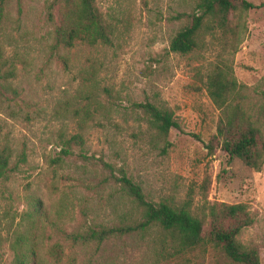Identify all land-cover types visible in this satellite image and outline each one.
<instances>
[{
    "label": "rangeland",
    "instance_id": "rangeland-1",
    "mask_svg": "<svg viewBox=\"0 0 264 264\" xmlns=\"http://www.w3.org/2000/svg\"><path fill=\"white\" fill-rule=\"evenodd\" d=\"M94 1L115 25L112 45L76 43L57 51L51 49V0L5 1L0 44L15 72L1 91L0 146L11 148V161L23 152L25 162L0 184V264H12L16 250L24 252L25 264H56L47 250L61 231L135 219L134 204L119 189V171L152 202L179 205L190 191L191 208L199 210V186L208 181L205 202L245 204L256 218L239 240L256 245L264 264V162L255 172L238 159L228 161L217 146L207 152L218 112L203 86L208 72L225 64L243 86L245 108L257 113L264 0H244L251 7L231 15L234 50L222 45L216 30L183 56L169 52L168 43L183 23L173 17L189 13L193 0ZM57 55L66 58L65 67ZM144 102L170 111L178 128L158 135L133 107ZM77 132L83 145L58 155L59 138ZM61 243L58 264H233L210 244L174 256L156 227L99 245Z\"/></svg>",
    "mask_w": 264,
    "mask_h": 264
},
{
    "label": "trees",
    "instance_id": "trees-1",
    "mask_svg": "<svg viewBox=\"0 0 264 264\" xmlns=\"http://www.w3.org/2000/svg\"><path fill=\"white\" fill-rule=\"evenodd\" d=\"M5 1L0 0V24L4 18ZM250 7L244 0H193L189 13L173 17L174 20L182 18L183 23L169 40L168 51L186 55L201 45L205 33L210 34L216 30L221 35L222 45L228 50H234L237 26L231 22L230 17L235 11ZM49 10L53 51L69 49L76 43L89 47L112 45L115 25L100 12L94 0H51ZM56 59L65 67V57L57 55ZM14 69L0 44V97L1 91L8 89V81L14 77ZM203 86L210 103L218 112L214 134L205 145L207 152L211 153L212 148L217 146L228 161L238 159L252 171H260L264 162V73L255 90L260 104L254 116L245 108L246 97L241 90L243 86L236 83L230 68L225 64L214 66L206 75ZM10 91L15 95L14 90ZM133 107L147 118L150 126L162 137L167 135L169 129L178 128L171 112L164 108L149 102L133 104ZM82 145L81 132L68 137L61 136L58 155L69 156L73 153V147L80 148ZM11 159V148L6 144L0 146V184L21 171L19 165L25 162V154L21 152L15 161ZM119 173V178H116L119 189L134 204L137 217L126 223L97 230L86 225L82 231H61L59 239L47 250L54 263H60L64 256L62 241L69 248L99 245L111 236L121 237L156 227L167 235L174 256L210 244L233 264H259L257 246L239 240L242 230L252 226L256 218L245 204L205 202L208 181L199 186L204 201L199 210L191 208L190 191L179 205L167 199L152 202L146 199L137 183L124 172ZM24 255V252L16 250L12 264H25ZM68 261L72 263L73 259Z\"/></svg>",
    "mask_w": 264,
    "mask_h": 264
}]
</instances>
